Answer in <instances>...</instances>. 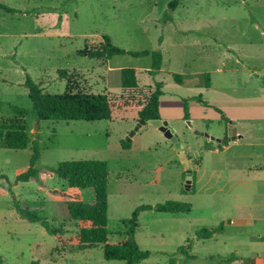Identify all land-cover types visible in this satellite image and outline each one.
Instances as JSON below:
<instances>
[{
    "label": "rangeland",
    "instance_id": "374dc122",
    "mask_svg": "<svg viewBox=\"0 0 264 264\" xmlns=\"http://www.w3.org/2000/svg\"><path fill=\"white\" fill-rule=\"evenodd\" d=\"M170 1L0 0L18 11L0 9V120L18 117L14 107L32 110L27 73L49 93L82 91L124 100L147 99L161 82L160 119L176 131L193 164L189 188L187 169L163 132L147 125L131 135L140 121L137 110L100 122L38 123L24 115L30 147L0 149V174L14 183L30 167L38 134L39 169L72 160L108 163L110 243L124 238V221L142 205H192L189 214L140 215L135 238L151 254L141 264H264V0H180L173 21L165 22ZM105 35L127 51L161 50V72L150 74L151 55L110 61L78 56ZM124 68L136 70L138 88H122ZM206 73L211 88L205 86ZM173 74L183 76V85ZM200 95L227 120L196 101L184 120L183 101ZM187 121L214 140L195 135ZM123 142H131L129 150ZM67 188L56 177L47 188L33 181L14 186L11 194L0 187V264H123L107 261L103 246L80 248L83 225L50 194ZM80 193L85 201L95 198L92 190ZM15 202L61 228L59 238L26 221ZM220 225L223 232L211 239L197 237ZM233 255L240 260L230 262Z\"/></svg>",
    "mask_w": 264,
    "mask_h": 264
},
{
    "label": "trees",
    "instance_id": "16d2710c",
    "mask_svg": "<svg viewBox=\"0 0 264 264\" xmlns=\"http://www.w3.org/2000/svg\"><path fill=\"white\" fill-rule=\"evenodd\" d=\"M180 0H171L167 4L164 21L172 22L173 12L176 11ZM0 9L10 13H18L16 9L10 8L0 3ZM170 12V14H169ZM163 42V37L159 40ZM78 56L92 60L110 61L115 57L129 55L136 58H142L151 55L152 66L150 74L152 76L161 72L163 65V53L161 50L133 52L119 48L113 44L110 37L105 35L103 42L94 48L85 47L78 51ZM61 73L64 76L65 71ZM210 74H205V86L211 88ZM174 81L183 85V76L173 74ZM122 88L132 90L138 88V78L136 70L124 68L121 70ZM28 91V96L32 102V110L14 107L18 115L16 118L0 120V149L21 151L30 147V137L27 133L26 122L22 118L24 115L31 114L38 123L40 122H100L112 120L116 112L137 110L140 120H157L160 119L159 107L160 99L164 95L163 83L156 84L155 90L147 99H113L105 94H93L82 91L65 92L63 94H53L47 92L40 84L36 83L30 74H26L24 83ZM192 101L198 102L203 107H213L223 120L227 117L223 112L208 101L203 100L202 96H196L183 101L184 120L190 119L189 104ZM38 130L40 128L38 127ZM40 138L33 144V154L31 165L26 170L19 171L14 183L8 176L0 174V187H4L13 194V187L22 183L37 182L41 188H47V182L56 177L58 180L66 182L67 190H50V194L60 199L67 206L72 220L80 222L83 227L78 236L80 248L83 250L91 249L96 246H103V256L107 261H117L123 264H141L150 257V252L142 250L136 241V232L139 227V217L142 213L156 211L164 214L183 215L189 214L192 210L190 203L177 201H168L155 207L151 205H142L135 209L132 217L124 221L126 230L122 240L109 242L110 232L108 230L109 218V179L110 170L106 161L102 160H72L64 161L57 167H47L39 169L38 162L41 159ZM131 142H123L122 148L129 150ZM80 190H92L94 193L93 201H85ZM23 218L35 224H40L51 236L59 238L62 232L61 228H54L47 219L35 214L29 209L21 208L17 202L14 203ZM223 232V225L214 230L202 229L197 233L200 240H209L215 233ZM182 250V249H181ZM183 251V250H182ZM240 260L232 256L229 261L235 262ZM33 264H38L34 262Z\"/></svg>",
    "mask_w": 264,
    "mask_h": 264
},
{
    "label": "water",
    "instance_id": "95a60500",
    "mask_svg": "<svg viewBox=\"0 0 264 264\" xmlns=\"http://www.w3.org/2000/svg\"><path fill=\"white\" fill-rule=\"evenodd\" d=\"M147 125H151V126L158 128L161 132L164 133L165 137L174 145L175 149L178 152L180 159L183 161L187 169V187L186 188H189V185L191 184V181H192L193 164L190 162L188 153L185 150L184 144L181 143V139L179 138L178 134L176 133L175 130L169 127L167 122H163L161 119H157V120H149V121L140 120L139 125L137 126L136 130L131 135L133 136L135 132L138 131L141 127H144ZM186 125H188L189 129L193 131L195 135L209 137L214 140V137H211L209 134L197 131L191 121H187ZM216 141L220 142V140L218 139H216Z\"/></svg>",
    "mask_w": 264,
    "mask_h": 264
},
{
    "label": "flooded vegetation",
    "instance_id": "af4514ba",
    "mask_svg": "<svg viewBox=\"0 0 264 264\" xmlns=\"http://www.w3.org/2000/svg\"><path fill=\"white\" fill-rule=\"evenodd\" d=\"M211 139V138H210ZM211 140H213V139H211Z\"/></svg>",
    "mask_w": 264,
    "mask_h": 264
}]
</instances>
